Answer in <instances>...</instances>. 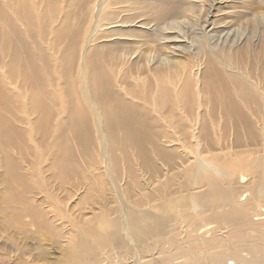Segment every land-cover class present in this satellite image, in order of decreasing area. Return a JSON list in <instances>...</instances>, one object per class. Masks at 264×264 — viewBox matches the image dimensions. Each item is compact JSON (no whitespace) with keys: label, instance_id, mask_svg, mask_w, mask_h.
I'll list each match as a JSON object with an SVG mask.
<instances>
[{"label":"bare ground","instance_id":"bare-ground-1","mask_svg":"<svg viewBox=\"0 0 264 264\" xmlns=\"http://www.w3.org/2000/svg\"><path fill=\"white\" fill-rule=\"evenodd\" d=\"M222 1L0 0V168L104 180L74 264H264V0Z\"/></svg>","mask_w":264,"mask_h":264},{"label":"rangeland","instance_id":"rangeland-1","mask_svg":"<svg viewBox=\"0 0 264 264\" xmlns=\"http://www.w3.org/2000/svg\"><path fill=\"white\" fill-rule=\"evenodd\" d=\"M225 1L226 0H223L222 2L224 3ZM245 1L247 3H253L255 0ZM255 5L259 7L262 6L259 1H256ZM224 8L227 7L224 6ZM259 25L264 27V24L262 25L261 22L258 23V26ZM226 30L227 29H224L222 31V36L227 32ZM229 30H232L229 35L231 36L235 30L233 28ZM28 142L32 144V140H28ZM69 144H72L71 146L74 153H76V151L78 152V148L73 142ZM12 149L18 153V147H16V145L7 148V150L13 153L14 151ZM52 149L55 153V148L52 147ZM16 153L13 154L17 159ZM32 155L34 156V154L31 153L28 159L24 157L25 160L22 162H25H21V164L18 163L20 164L19 166L17 164L0 168V259L10 260V262H8L9 264H74L77 262L74 257L66 259V255L71 254L73 251V247L70 245L71 239L68 238L70 235L68 233L69 230H71L70 228L81 224L83 220L82 215L85 220L91 216L90 212H88V208L94 209L95 212L96 207L101 206L99 203L101 199L96 195V193L99 192L98 189L104 188L103 185H105L102 183L104 180H101L100 169L96 167L98 165H94L96 164L95 159H92V163H89L91 160L79 162L77 164L78 166L76 165L77 170L75 171V175L67 174L60 176L62 174L58 173L57 170L51 173L44 171L42 168L39 173L36 171L32 172V170L27 168V165L28 167L30 165L33 166L32 164L36 162V160L34 162L32 161L34 159ZM27 175L29 177H26ZM95 175L100 177H95ZM16 176L22 177L23 182L15 180L14 177ZM44 176H53L54 179L48 180L46 185L44 182L43 185L40 179ZM58 176L62 178V180L59 179ZM5 177H7V181L10 182L8 185L2 181ZM95 178L101 182L100 185L102 186L97 188L99 184L97 185L96 183L99 182H97ZM25 184L27 186H24ZM48 194L51 195L50 198ZM8 195H10V198L6 199L4 196ZM61 196L66 197H63L64 202H61ZM29 197L32 198V200L28 199ZM58 198L61 203L58 202ZM98 198L100 200H98ZM60 207H63L64 211L69 214L68 217L72 223H69L67 220L61 222V215L58 216L61 213L59 210ZM30 213H32L31 216ZM100 220H102V218H100ZM59 226L61 230H59L60 232L58 233L57 230ZM242 255L248 257L245 253H242ZM112 257L113 256H110L111 261L114 259V257ZM115 258L117 259V257ZM103 259L101 258L99 260V264H106ZM115 260H113V262ZM131 260L128 261L129 264H131ZM221 263L237 264L234 261H229L228 263L225 261ZM125 264H127V262Z\"/></svg>","mask_w":264,"mask_h":264}]
</instances>
